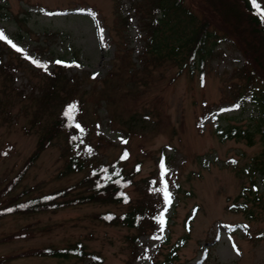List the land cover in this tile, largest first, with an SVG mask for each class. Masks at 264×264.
I'll return each instance as SVG.
<instances>
[{
    "label": "rangeland",
    "instance_id": "obj_1",
    "mask_svg": "<svg viewBox=\"0 0 264 264\" xmlns=\"http://www.w3.org/2000/svg\"><path fill=\"white\" fill-rule=\"evenodd\" d=\"M259 1L264 11V0ZM0 5L8 15L0 18L7 40L47 65L45 70L18 62L9 53L0 57L8 65L0 70V189L21 170L53 117L36 97L54 63L62 60L68 65L65 79H75L74 93L83 99L89 156L106 162L122 145L127 148L125 170L139 162L137 183L128 188L131 204L148 199L140 183L152 173L170 194V203L159 201L154 230L138 238L134 254L133 230L96 219L128 205L90 203L53 213L5 215L0 218V264H87L74 257L24 255L76 241L98 255L99 264H264V176L258 179L252 163L263 147L264 123L259 108L245 95H235L242 87L235 75L242 60L229 41L216 47L202 74H177L167 62L149 65L134 89L126 79L125 60L137 64L142 21L149 20L146 0H0ZM7 40L0 42L12 48ZM134 113L140 121L126 133L122 122ZM232 127L247 130L251 143L216 133ZM62 147L58 136L13 192L26 189L35 195L77 182L82 172L58 176ZM21 231L24 237L13 236Z\"/></svg>",
    "mask_w": 264,
    "mask_h": 264
},
{
    "label": "trees",
    "instance_id": "obj_2",
    "mask_svg": "<svg viewBox=\"0 0 264 264\" xmlns=\"http://www.w3.org/2000/svg\"><path fill=\"white\" fill-rule=\"evenodd\" d=\"M146 2L149 5L147 14L149 20L142 21V44L137 64L128 58L125 60L128 68L125 72L128 74L126 79L134 85L132 88L135 89L136 84H140L141 78L138 74L145 73L149 65L167 62L178 69L177 74L182 70L189 76L196 70L202 74L205 64L217 55L216 47L229 41L242 60L240 67L235 69V75L242 82V87L235 95L241 98L245 95L244 98L259 108L261 121L264 123V15L259 14V11H263L260 1L255 0V4L253 0H146ZM6 15L3 5H0V18L5 19ZM154 16H158L157 19L153 18ZM18 33L17 38L21 40L22 36ZM3 53L13 54L18 62L33 63V58L26 55L23 50L17 52L13 47L9 48L0 42V57L4 55ZM57 61L47 77V86L36 97V102L43 112L50 109L53 117L42 127L34 151L21 170L0 189V218L9 214L53 213L65 207L90 203L128 205L126 210L118 213L111 211L99 213L96 219L107 225L133 230L129 241L134 254L138 238L154 230L160 210L159 201L160 203L164 201V184L155 173L141 179L140 184L148 199L131 204L128 188L137 183L134 176L138 173L139 162L137 161L130 171L125 170L127 148L122 145L120 153L113 160L106 162L93 160L89 156L86 149L89 146L90 132L88 126L81 120L84 110L83 99L74 93L75 79H65L64 70L68 65L62 60ZM0 63V70L5 72L8 65L5 61L2 62L1 58ZM110 77L112 74L106 76V79ZM142 84L146 86L145 82ZM101 93L108 92L102 90ZM138 121L140 119L135 113L130 114L122 122L126 133L135 128ZM243 132L245 134L242 136ZM216 133L226 138L242 137L246 139L247 144L251 143V134L247 130L232 127L226 131L217 130ZM58 136L63 138L61 151L63 165L58 176L82 172L81 177L75 183L49 192L30 195L29 190L21 189L15 194L13 190L25 170ZM97 138L102 139L98 135ZM261 141L262 150L252 161L260 180L261 176H264L262 134ZM125 153L127 156L122 159ZM13 236L24 237L25 232L21 231ZM24 255L64 259L74 257L82 262L87 259V264L101 262L98 255L87 251L79 241L67 247L47 246L32 249Z\"/></svg>",
    "mask_w": 264,
    "mask_h": 264
},
{
    "label": "snow or ice",
    "instance_id": "obj_3",
    "mask_svg": "<svg viewBox=\"0 0 264 264\" xmlns=\"http://www.w3.org/2000/svg\"><path fill=\"white\" fill-rule=\"evenodd\" d=\"M253 3L255 4V0H253ZM257 7V9H258V11H259V6L257 5L256 6ZM259 14L260 15H264V11H259ZM0 40H7V37L5 36V34L2 32V31H0ZM7 42L17 51V52H20V51H22L20 48H18L15 44H13L12 42H11V40H7ZM37 67H42V68H44L45 70H47V65H43V64H41L39 61H36V60H33L32 61ZM57 63H60L59 61H57ZM77 67H79V65H77ZM69 111H71V109H69ZM77 127H79V125H77ZM124 143H126V141H124ZM126 156H127V153H125L124 154V156H122L121 158L123 159V158H126ZM163 168H164V166H163V164H161V169L163 170ZM164 196H165V203L167 204V203H170V199H169V197H170V194L168 193V191H167V184L165 183L164 184ZM163 222V219H162V217H161V223ZM156 238H158V237H153V239H156Z\"/></svg>",
    "mask_w": 264,
    "mask_h": 264
}]
</instances>
